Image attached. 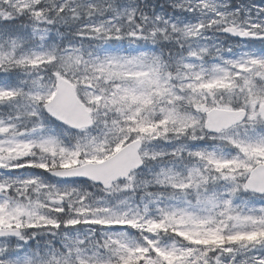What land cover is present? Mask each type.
Instances as JSON below:
<instances>
[{"label":"snow or ice","instance_id":"1","mask_svg":"<svg viewBox=\"0 0 264 264\" xmlns=\"http://www.w3.org/2000/svg\"><path fill=\"white\" fill-rule=\"evenodd\" d=\"M0 264H264V0H0Z\"/></svg>","mask_w":264,"mask_h":264}]
</instances>
